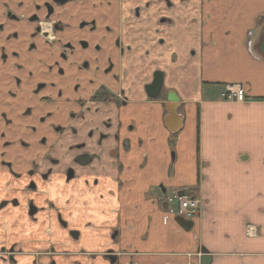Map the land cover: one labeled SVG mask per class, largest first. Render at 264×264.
Masks as SVG:
<instances>
[{
	"label": "flooded vegetation",
	"instance_id": "obj_1",
	"mask_svg": "<svg viewBox=\"0 0 264 264\" xmlns=\"http://www.w3.org/2000/svg\"><path fill=\"white\" fill-rule=\"evenodd\" d=\"M213 3L226 14L227 0H0V264H58L73 252L54 233L69 245L113 222L101 208L137 133L180 124L175 83L196 54L181 64L182 31ZM159 186L165 209L196 196ZM76 253L116 261L110 247Z\"/></svg>",
	"mask_w": 264,
	"mask_h": 264
},
{
	"label": "crops",
	"instance_id": "obj_2",
	"mask_svg": "<svg viewBox=\"0 0 264 264\" xmlns=\"http://www.w3.org/2000/svg\"><path fill=\"white\" fill-rule=\"evenodd\" d=\"M226 4L225 15L213 3L206 6L209 17L196 16L192 34L182 31L181 64L187 46L196 54L175 83L177 129L159 124L137 133L143 144L122 153L116 172L122 184H113L110 204L101 208L102 217L115 219L101 220L99 229L69 245L54 233L51 243L73 252L56 258L58 264H84L79 249L107 247L115 251L114 264H264V0ZM226 84L240 85L244 100L224 99ZM159 183L194 191L199 215L184 218L163 208L153 188ZM111 229L116 235L108 239ZM91 264L109 263L101 255Z\"/></svg>",
	"mask_w": 264,
	"mask_h": 264
},
{
	"label": "built area",
	"instance_id": "obj_3",
	"mask_svg": "<svg viewBox=\"0 0 264 264\" xmlns=\"http://www.w3.org/2000/svg\"><path fill=\"white\" fill-rule=\"evenodd\" d=\"M221 96L227 100H244V93L240 85L237 84H226L224 86ZM167 201V211L184 217L192 218L200 213V202L196 196L186 194V193H177L173 196L166 198ZM248 234H253V231H248Z\"/></svg>",
	"mask_w": 264,
	"mask_h": 264
},
{
	"label": "water",
	"instance_id": "obj_4",
	"mask_svg": "<svg viewBox=\"0 0 264 264\" xmlns=\"http://www.w3.org/2000/svg\"><path fill=\"white\" fill-rule=\"evenodd\" d=\"M168 112H169V114L167 115V117H166V119L170 116V111L169 110H167ZM167 121V120H166ZM177 129V127L175 128V129H172V131H175ZM164 208H165V204H164ZM178 219L181 221L182 220V218H180V217H178ZM201 253L202 254H204V256H206V254H207V251H206V249H202L201 250Z\"/></svg>",
	"mask_w": 264,
	"mask_h": 264
},
{
	"label": "rangeland",
	"instance_id": "obj_5",
	"mask_svg": "<svg viewBox=\"0 0 264 264\" xmlns=\"http://www.w3.org/2000/svg\"><path fill=\"white\" fill-rule=\"evenodd\" d=\"M151 109L154 110L153 108H151ZM172 151H173V150L170 151V160H172ZM153 188L156 189V190H160V186H159V184L153 186Z\"/></svg>",
	"mask_w": 264,
	"mask_h": 264
},
{
	"label": "bare ground",
	"instance_id": "obj_6",
	"mask_svg": "<svg viewBox=\"0 0 264 264\" xmlns=\"http://www.w3.org/2000/svg\"><path fill=\"white\" fill-rule=\"evenodd\" d=\"M28 6H30V5H28Z\"/></svg>",
	"mask_w": 264,
	"mask_h": 264
}]
</instances>
